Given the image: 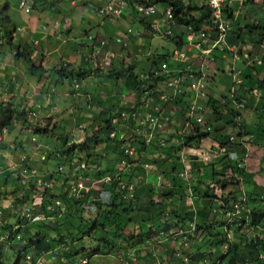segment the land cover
Returning <instances> with one entry per match:
<instances>
[{
    "label": "rangeland",
    "instance_id": "rangeland-1",
    "mask_svg": "<svg viewBox=\"0 0 264 264\" xmlns=\"http://www.w3.org/2000/svg\"><path fill=\"white\" fill-rule=\"evenodd\" d=\"M97 1L100 3L101 0ZM20 2L21 0H0V17L6 15L10 19V24L2 27L0 34V84L3 86L5 98L12 102V107L15 110L23 109L31 112L28 113L30 115L27 117L26 123L12 117L14 128L2 134L0 163L3 168H0V181L4 178L7 179V182L19 181L18 183L23 187L16 192L17 198H22L23 193L28 191L32 195L31 200L25 201L26 203L20 205L19 208L13 207V211H11L15 199L13 197L3 198L1 194L4 191L0 189L2 220L6 222V225L13 227L11 232L9 227L2 229L0 225L1 264H14L18 251H26V256L30 258L19 262V264H31V261H35L36 264H230V259L234 254L232 251L231 254L227 252L230 244L238 245L239 259L247 260L248 258L250 259L247 260L249 264H261L257 261V257L258 253L264 249V220L258 226L251 225V217L247 215L249 212L245 213L244 221H242L241 214L239 218L229 219L226 216L227 206L222 202V197L231 194L230 192L233 196L235 192L240 191L242 205H247L248 192L245 188L248 187L247 189L252 192L251 197L256 199L255 201L249 200V207L264 213V184L261 187H256L259 179H256L257 181L253 179L256 176L257 178L262 177V181L264 180V19L263 8L257 7L261 5V0H237L234 3L236 9L234 20L236 22L232 25L237 28L236 31L242 34L239 39L248 44L245 51L252 53L251 56L255 60L253 62H245L243 59L242 61H233L230 54H226L222 58L220 53H215L211 59L207 60V63L209 62L211 65L208 69L206 68L204 84L206 91L216 101V108L204 105L206 108L205 122L212 127L210 136L200 143L198 150H193L190 147H185L182 143L181 138L182 136L184 138L185 134H181L182 128L180 127L178 134L181 137L180 141L172 143V146L174 144L181 148L179 154L182 160L180 163L184 162L187 171L191 167L188 157H196L199 162L213 163L215 161L217 163L219 157L216 158V156L220 153H217V149L211 146L214 142L227 143L231 136L239 138L240 129L238 126L240 125L246 133L253 136L249 145L248 170L244 172L246 181L239 180L237 182L235 179H231V170H227L224 176H220L219 182H211L208 174L205 179L207 182L204 184L210 185L212 188L209 194L212 195L211 199L214 201V205L210 204L208 199H203L202 195H192L188 191L185 204L190 206V210L193 212H198L197 218L196 214L191 216L192 226L189 230L186 225H181L182 227L179 229H172L171 232L165 234L161 233L162 229H158V233L146 240L134 237L125 241L122 236L115 238L109 225H106V230L101 228L93 231L91 229L92 240L89 237H84L76 242H72L69 238L65 240L62 238L60 241V232L63 235L72 232V230H64L62 218L68 211L74 212L73 208L66 211L63 202L58 198L62 190V182L66 178L70 183H75L79 179L89 189L88 193L82 192L83 194H91L93 190L98 191L97 194H99L103 186L95 180V175H98L99 169L103 170L102 166L108 169L111 165L114 166L115 164L109 163V161L117 159L119 156L114 151L112 141L107 140L108 133L104 129L105 120L122 117L125 113V116H128L127 113L130 111L131 105L139 102V96L145 90L143 88L133 90L131 93L125 92L126 78L122 75L129 74L131 71H128V68L132 67V73L140 80L144 78V83L149 85V73L161 68V60L157 56L167 52L171 54L175 46L166 37L148 36L145 25L140 22L138 16H135L133 20H128L126 16H123L113 21L101 17L97 12V7L100 5L93 6L95 0H58L53 8L44 9L45 11L41 7V10L33 8L29 14L19 9ZM29 2L33 7L32 1ZM40 5L42 4L39 1L38 8ZM5 6H7L6 10H4ZM163 21L162 19L161 24ZM255 22H260L259 29L249 33L247 28L241 32L242 27L239 28L241 25L253 27ZM128 28H131L134 33L141 32L144 36L137 38L133 35L128 47L124 48L117 45L115 39L117 33L126 32ZM161 28H163L162 25ZM6 31L12 32V37L8 42ZM160 31H164V29H160ZM236 35L237 33L234 34V36ZM98 40H104L105 46L102 52L96 53L97 49H101ZM260 43L263 49L259 47ZM239 44L242 45V43ZM107 48L113 54L109 66L104 63L103 53ZM24 52L27 54L26 56L22 55ZM192 53L200 55L197 50L191 51V55ZM26 57L30 60H27ZM168 61L173 62L169 59ZM200 61L201 59L197 61V65L200 64ZM108 68L111 69L110 73ZM59 70H63V73L66 74L79 70L93 73L84 79L80 77L69 79L63 74L56 73ZM210 70L215 71L216 75H209L208 71ZM232 70L234 72H231ZM235 72H240V74L234 76L237 74ZM214 76H216L215 81H211L210 78ZM237 79H239V83L236 82ZM75 84H78V89H75ZM232 94H235L237 101L232 99ZM238 102L243 103L245 108L236 114ZM169 107L172 106L169 105ZM178 108L184 110L185 106L181 104ZM122 109L124 110L121 111ZM171 123H169L170 128L177 123V118L173 116ZM166 126L167 124L163 126L165 128L162 127L163 131L168 127ZM36 127L46 128L48 133L35 134ZM157 133L153 129L150 132L145 130L141 132L142 135L149 136V140L153 139ZM127 134L129 136V131ZM17 138L22 142L21 149ZM95 138L99 140L95 147L90 146L86 152H80L78 147L80 144L86 139ZM128 138L126 137V139ZM3 142H6L7 145L3 146ZM126 143H130V141ZM138 145L139 143L134 147L136 148ZM106 147H111L109 156H106L107 151H104ZM69 148H74L72 150L74 151L72 156L75 157L73 162L74 164L79 163L78 169L69 167L65 158L57 159L54 156L56 152L61 153ZM146 151L149 153L148 155L145 153L143 157H139V160L144 163L147 162L146 158H151L150 152L153 150L151 147H147ZM48 154L56 159L48 157ZM22 156L28 158L25 164L20 161ZM42 157L46 159H42ZM136 158L138 157L136 156ZM98 163L102 165L99 166ZM24 168L27 172H24ZM116 168L118 167L114 166V169ZM203 168L210 170L208 167ZM85 170H89V174L86 176L83 175ZM146 170L147 177L150 178H148L149 182L144 183L154 184L160 190L165 181L160 176V171L155 170L156 173L151 174L150 172L154 168L147 167ZM137 171L134 170L133 174H136ZM236 172L238 171L236 170ZM180 173L181 171L177 172L181 178L178 182L185 181L186 185L189 180L194 178L190 172L185 177H181ZM139 181V177L133 178L131 185L133 188L136 186L137 195L144 199L146 185ZM225 181L227 184L223 190L222 184ZM40 182L48 183L49 188L45 189L43 185H38ZM246 182L248 186H246ZM5 190L12 191L13 189L11 185H8L5 186ZM159 190H156L155 202L162 201V194ZM79 195H75V198H80ZM46 196L50 198L49 207L52 209V215L48 216L49 219L45 218L44 220L43 214L41 216L38 212L41 211L40 203L46 200ZM94 196L90 195L88 202H95ZM102 197L105 198V202L108 201L106 195L102 194ZM132 197L135 198V194H131L127 198ZM99 200L101 197L97 196L96 201ZM166 201L167 207L175 209L178 214H182L186 209L185 205H181L179 195L166 198ZM200 204L202 208V204L207 208H198L197 205L200 206ZM233 204L234 202L230 201L229 206H232V209ZM215 206H225V209L217 212ZM84 208L83 212L78 213V217L93 220L97 206L84 205ZM22 213H24V218H27L25 214H28L29 218L31 215H39L42 219L27 218L28 222H18ZM206 215L210 216L206 219ZM127 218L129 219V217L122 216L121 220L126 223L124 219ZM133 218L135 219V217ZM137 218L142 219L141 216ZM42 220L44 221L41 222ZM70 221L74 227L81 224L80 228L83 232H87L89 229V226L85 227L86 225H83L80 219L70 218L69 221L67 219V222L65 220L67 224H70ZM204 222L206 225L214 222L216 224L213 227L214 232H222V235L227 238V242L226 247L221 245L212 249L204 246L201 251L205 252L203 253L205 260H201L197 255V248L203 246L209 237H206L207 233L205 234L201 230L195 232V223L203 224ZM132 227V223L125 226L123 231L125 236L131 234ZM186 232L190 236L184 237L181 241L179 237ZM201 233L204 235L201 236ZM223 236L219 237L223 238ZM202 237H204L203 240ZM242 238L252 241L256 250L249 253L251 250L247 248L249 244L245 243ZM37 240L43 244L37 245ZM45 243L52 245L50 250L44 249L46 248L43 246ZM37 247L42 249L40 248L38 251ZM232 264L242 263L235 258Z\"/></svg>",
    "mask_w": 264,
    "mask_h": 264
},
{
    "label": "trees",
    "instance_id": "trees-1",
    "mask_svg": "<svg viewBox=\"0 0 264 264\" xmlns=\"http://www.w3.org/2000/svg\"><path fill=\"white\" fill-rule=\"evenodd\" d=\"M32 1L33 4V8H36L37 10L40 9H49V8H53L55 7V4L58 0H29ZM42 4L39 6L38 8V3ZM61 1V0H60ZM252 3V2H251ZM250 3V4H251ZM48 7V8H47ZM7 9V6L4 7V10ZM40 9V10H41ZM44 10V11H45ZM230 11H232V9H227L225 10V14L227 15L228 18H232V14ZM174 20L176 22V29H174L173 27H169L170 29V35L169 36H165L166 38H168L170 41H172L173 45L175 46L174 49H178L184 53H186V61L184 63H174V61L172 60V54H170L169 52L163 54V55H158V59L161 60V65L162 64H166L168 70L170 71V74L166 75L163 73V71L161 70V68L157 71H154L153 73H149L148 76V83H144L143 79L140 80L138 79L137 76H135L132 73V67L128 68V71H131L129 74L127 75H122L123 77L126 78V82H125V92L127 93H131L133 92V90H137V89H143L145 88L143 94H141V96H139V100H142V102L140 103H135V107L132 108V110H130L127 114L128 116H122V117H116L118 119V123H122L125 127H127V129L129 128V131L131 129V134H127V132H124V129L122 128V131L118 129V124L114 125L111 124V120L110 119H106L105 120V124H104V129L107 130L108 133V137L107 140L108 141H112L113 143V148L115 149L114 151H116L119 156L112 160L109 161V163H120L123 160H126V162H128V165L130 166L129 170L123 171L120 174V178L117 179V177H114V166L111 165L108 169L107 167L103 168V170L101 169L98 173V175H95L96 177V181L101 180L102 178L106 177L107 175L109 177L113 178V183L110 185H103V189L101 192L103 195H106V199L108 197V201L105 202L103 200H99L96 201L97 199V191L93 190L91 194H80V198L76 199L70 192L69 186H68V181L69 179L66 178L64 184H62L61 186V192L58 195V198L63 202V205L65 207V210L68 211L71 208H73L74 212H70L68 211L66 215L63 216L62 218V222H63V226H64V230L67 229L69 231L72 230V232L67 233L65 235H63L62 232H60V238L62 241V238L65 240L67 238H69L72 242H76V240H82L84 237H89V239L92 240L91 237V229L94 231L96 229H103L106 230V225H109L110 231H112L114 234H112L113 236H115V238L117 237H123V240H128V239H133L134 237H141L142 240L149 239L152 237L153 234L158 233V229H162L161 233L165 234V233H169L172 231V229H176V228H180L182 227L181 225H186V227L188 228L187 230H189V228L192 226V219L191 216L193 214H196V218L198 217V212H193L192 210H190V206H186L185 204V199L188 196V191H190V194H194V195H202L203 199H208L207 201L210 204L214 205V201L211 199L212 195H210V185H205L204 182H207L206 177L209 174V178H211V182H219V177L220 176H224L225 173L227 172V170H231V179H235L237 182H239L240 179L244 178V168H238L236 162L232 161L228 154H225L224 156H219V159L217 160V163H215V161L213 163L211 162H199V160L196 157L193 158H189L188 160L191 163V167H190V173L191 176H194V178H192L191 180H189V182L184 183L185 181H180L178 182V180H180L181 178L179 177V175H177V172L179 171H183L184 168L182 166V164L180 163L182 158L180 156V149L178 148V146H175L172 143L174 141H180V135L179 134V128L181 127L183 130V126L185 125V123L187 122V113L188 110H190L191 108V101H192V92L188 89V83H183L182 84V88H181V92L178 94H175L172 92L171 96H168L167 94V83L169 81L174 80L175 78H179L181 76H186V78H189L188 75H195L196 77H200L201 73H200V66L202 63L203 56L202 55H195L194 57L191 58V51L187 50V41H186V37L185 34L182 32V30H177L179 27L182 28V25L185 26V31L187 32V27H191L194 31H212L214 28V24L213 21L210 18L209 15V11L207 9V7L205 6H191V7H187L186 9H184V7L182 5L179 4H175L174 5ZM8 24H10V19L8 16L6 15H2V17H0V25L2 27L4 26H8ZM248 28L249 33H252L253 30L255 29H259L260 28V24H253V27H245L244 29L246 30ZM244 29H241V32H244ZM163 33V31H162ZM237 33L238 37L241 38V35L239 31H232V35L231 38L229 39V43H236V38L234 36V34ZM149 35L151 36V34L149 33ZM12 37V32L10 31H6V38H7V42L10 41V38ZM234 37V39H233ZM240 42L242 43V45L246 44V42L244 40H240ZM239 42V43H240ZM239 46V45H238ZM241 47V46H239ZM194 49V48H193ZM196 50V49H194ZM240 53V51H239ZM241 54V53H240ZM22 55L26 56L27 54L22 53ZM190 56V57H189ZM28 57V56H27ZM27 60H30L29 58H27ZM157 59V58H156ZM169 60H172L173 62H169ZM201 59L200 64L197 65V61ZM161 67V66H160ZM111 68V67H110ZM109 69V73L111 71V69ZM33 70V69H32ZM39 70V68H38ZM35 72V70H34ZM58 74H63L66 78L72 79V78H81L84 79L86 76H91L93 72L91 71H70L68 74H66L65 72L63 73V70H59V72H56ZM118 75H120V73H118ZM146 77V76H144ZM78 85V84H77ZM76 89V88H75ZM162 94H166L168 96V100L167 101H161L160 100V95ZM5 96V94H4ZM145 102H149L150 104H152L153 106L160 104L159 106L161 107V111L163 109H167V105L171 104V105H176V106H181L184 105L186 106V108L184 110L178 111V117L177 118V123L170 128V124H168L166 127V129L163 131V129H159L157 130V135H155L153 137V139H150L148 142V136L142 135L141 132H143L144 130L150 131V128H148L146 126V124H138L136 123V121L134 119H131V114L134 115V111L139 109V106ZM209 103L212 107H215V103L216 101L214 100L213 97H210ZM208 105V104H207ZM216 108V107H215ZM214 108V110H215ZM125 109V108H124ZM124 109H122L121 111H123ZM31 112V111H29ZM27 110H18L12 107V102L8 101V104L4 107L0 109V130L2 131V129H6V131H11L15 124L13 123V118L15 117V120H21L24 123L27 122V117H29L30 114ZM217 112V110H216ZM218 113V112H217ZM34 114V112H33ZM119 115V114H118ZM136 115H134L135 117ZM140 121H142V114H140L139 116ZM135 123L136 126L135 127ZM135 127V128H134ZM35 134H47L48 131L46 128H39L36 127L35 128ZM116 130L117 134L115 136V139H111L109 138V134L112 130ZM181 130V131H182ZM165 132V134H164ZM121 133H124L126 137L132 138L131 140L128 138L126 139V137L124 138L125 140L120 141L119 140V135ZM161 135V137H159ZM174 135V136H173ZM210 136V133H205L203 132V130H199V128L194 127L193 124L190 125L189 127V133L187 135H185L184 138H182V143H184L185 147H190V148H195L197 149L201 143V141L203 139H206ZM156 138V139H154ZM18 139V142H20L18 145L20 146L19 148H22V142ZM106 141V140H105ZM130 141L131 144H138V147L135 148V154L132 157L126 156L124 155V151L122 148V144H124L125 142ZM155 141V142H154ZM17 142V141H15ZM99 143L98 138L96 139H86L82 144H80L79 150L80 152H86L88 150V148L90 146L95 147L97 144ZM220 146H224L225 143L223 142H219ZM7 143L3 142V146H6ZM141 145V146H140ZM112 146V145H111ZM147 147H151L152 148V152H150L151 154V158L147 159L146 158V163L142 162L141 160H139V157H143V155L146 153V155H148L149 153L146 151ZM166 147V149H165ZM111 147H106V149L104 151H107L106 156H109ZM74 148H69L67 151H62L61 153H59L61 158H65L66 160L70 161V158L72 157V155L74 154V151H72ZM139 155V156H138ZM136 156L138 158H136ZM59 157V158H60ZM28 159V158H27ZM115 162V163H114ZM99 166H101V163H98ZM218 165V166H216ZM95 166V165H94ZM113 167V168H112ZM147 167H151L152 169L154 168L153 171H151V174L156 173V171H160V176L162 178H164V183H162L160 190L154 185V184H145L146 182H149L147 177ZM202 167H208L210 168V170H205L204 168L202 169ZM112 168V169H111ZM90 169V168H89ZM137 171L136 174H133V172ZM236 170L238 172H236ZM149 173V174H150ZM162 173V174H161ZM211 173V174H210ZM87 174H89V170L88 171H84L83 175L86 176ZM8 176V174H6ZM150 176V175H149ZM139 177L140 181L142 182V184H145L146 186L144 187L145 189V194H144V199L140 198L137 195V188L135 190V187L133 188V191H129L128 188L126 189H120V183H124L126 185L132 184V180L133 178ZM131 179V180H129ZM244 181H246L244 179ZM249 181V180H248ZM17 182H7V179H2L0 181V186H3L5 188V186L11 185L12 187V191L10 190H5L2 195V197H13L15 199V201L13 202V205L11 207V211H13V207L14 208H19L20 205H23L24 203H26L29 199L31 200V192H26L23 193L22 198H17L16 192L18 191V189H22L23 185ZM145 182V183H144ZM183 182V183H182ZM177 183V184H176ZM252 183V182H250ZM179 184V185H178ZM227 184V182L225 181L222 184V188L223 190H225V185ZM246 186H248L247 182L245 183ZM253 185V184H252ZM245 186V187H246ZM32 187L34 188V185H32ZM256 187H258L256 185ZM248 188V187H247ZM247 188L246 191L248 192V196H247V205L244 204L242 205V200H240L242 194L240 191L235 192L234 195L232 196V192H230L231 194H227L226 197H222V202L225 206H227L228 211L232 210V206H229L230 201H233L234 203L238 202L240 203V210H241V218L242 221H244V217H246L245 213H248V217H251V225L253 226H258L261 221L264 220V213H261L260 210H257L255 208H251L249 207V200H256L253 199L251 197V191H249ZM156 190L161 191L160 193L162 194V201L160 202H155L154 197L157 195ZM91 192V191H90ZM95 194V196H94ZM131 194H135V198L132 197L130 199L129 195ZM90 195L94 196V201L88 202V197ZM175 195H179V199L181 201V205H185L184 208H186L183 213H177L175 209H171L169 207H167V201L166 198L169 197H173ZM83 196V197H82ZM133 196V195H132ZM128 197V198H127ZM48 199V200H47ZM47 200V201H46ZM46 200L42 201L40 203V208L41 211L38 212L39 215L44 216V220L49 219V215H52L51 212V208L50 206V198H47L46 196ZM26 201V202H25ZM84 205H96L97 206V211L95 213V217H93V220H89V219H83L81 216L78 217V213H81L85 210ZM203 208L200 204L197 205L198 208L200 209H204L207 208L205 207L206 205L202 204ZM225 206H220L217 207L215 206V209L218 211H221L223 209H225ZM188 208V209H187ZM210 208V207H209ZM5 211V210H4ZM211 211V210H210ZM41 213V214H40ZM50 213V214H49ZM200 213V212H199ZM208 213V212H207ZM37 214V213H36ZM211 214V212H210ZM221 214V213H219ZM3 215V212H2ZM122 216H126L129 217V219H124L126 220V223L123 222L121 220ZM142 217L141 220H139L137 217ZM210 215H206V219L207 217H209ZM135 217V219L133 218ZM70 218H77V220H81L83 225H86L85 227L89 226V229L87 232H83L80 228V225L78 224L77 227H74L70 221V224H67V219L69 221ZM18 220V219H17ZM44 220H42L41 222H43ZM66 220V222H65ZM23 221H27V218L24 217H20L18 222H23ZM204 221V220H203ZM33 223H38V222H33ZM128 223H132L133 227H132V231L131 234H129L128 236L124 235V228L126 225H128ZM6 222H4V220L1 221V227L2 229L9 227L10 231L12 232V225H6ZM48 225V224H47ZM59 225V224H58ZM216 224L214 222L210 223V225H206L205 222L203 224H199V223H195V232L197 231H202L205 234L207 233L206 237H209V240H207L206 242L203 243V246L198 247V257L201 260H205L204 258V254L205 252H202V248L205 247H209V248H214L215 246H225L226 247V242H227V238H225L222 235V232H214L213 227ZM75 230V231H74ZM186 230V231H187ZM123 232V233H122ZM107 233V232H106ZM227 233V232H225ZM191 234V233H190ZM124 235V236H123ZM204 234L201 233V236H203ZM227 235V234H226ZM189 233L186 232L185 234H183V236L179 237V239H183L184 237L187 238L189 237ZM219 236H223V238H220ZM77 237V238H75ZM204 237H202L203 240ZM93 239H95V236H93ZM8 240V239H7ZM242 240L245 243H248L249 245H247V248L251 249L249 253H252L254 250H256L255 245H252V241H248L247 238H242ZM182 241V240H181ZM37 245H39V243L43 244V242H40V240H37ZM110 243V242H107ZM117 245V243H116ZM44 249L46 250H50L52 245L50 243H45L43 245ZM249 246V247H248ZM41 247H37L36 250H40ZM42 249V248H41ZM180 249V248H179ZM231 251L234 253L233 256L231 257V263H234V259L237 258L239 262H241L242 264H249L250 260L247 258V260L245 259H239L238 255V245L237 244H230V246L228 247L227 252L231 254ZM27 252L26 251H18L16 254V259H15V263L14 264H19V262H24L27 260ZM39 253L37 252V255ZM97 254V253H95ZM221 257V256H220ZM222 258V257H221ZM221 258H219L221 260ZM1 264V262H0ZM31 264H36L35 261H31Z\"/></svg>",
    "mask_w": 264,
    "mask_h": 264
},
{
    "label": "built area",
    "instance_id": "built-area-1",
    "mask_svg": "<svg viewBox=\"0 0 264 264\" xmlns=\"http://www.w3.org/2000/svg\"><path fill=\"white\" fill-rule=\"evenodd\" d=\"M94 1V0H93ZM237 0H101L100 3H98L97 0H95V4H99L100 6L97 7V12L100 16L107 18L109 20H114L121 18L122 16H126L128 19L133 20L135 16H138L139 19L144 22L146 30L151 34V36H169L170 35V29L169 27H176V22L174 20V5L179 4L186 9L187 7L191 6H206L210 10L211 20L213 21L214 28L212 31H194L191 27H187V32L185 31V26L182 25L183 33L185 34L186 41H187V50H191V48L196 49L200 52V54L204 57H209L213 51L219 49L220 51H223L224 49L232 50V47H229L227 36L228 31L230 29V26L228 23H226L223 19V13L224 9H226L227 6H232V4ZM29 0H21L19 9L24 11L25 13L29 14L32 11V7L29 4ZM131 10V12H130ZM161 16L162 19L167 24V29L163 31L161 34L159 25H158V16ZM181 28V27H180ZM2 33V26H0V34ZM118 38H116V42L121 44L124 47H127L128 41L130 38L134 35L135 37L139 38L141 37V32H133L131 28H128L126 32L119 33ZM2 43V41H1ZM103 45V42L100 43ZM97 53H99V50H97ZM111 55L109 52H107L104 55V63L106 66L109 65ZM186 59V53L176 49L172 53V60L175 63H182ZM161 70L164 74L168 75L170 74V71L168 70L166 64L161 65ZM189 78H186V76H181L179 78H175L172 81H169L167 83V88L171 90L174 95L180 93L182 84L187 82L188 80H194L191 84V88L195 92L194 102L190 110V118H194L195 122L197 124L202 123L201 116L196 114V111L201 110V107L197 105V100L199 97H205V93L202 91V85L201 80L194 78L193 75H188ZM161 101H167L168 96L166 94H163L160 97ZM8 104V100L4 96L3 92V86L0 84V109L4 108ZM145 110L147 111L145 114L144 119L142 120L141 124H146L148 128L153 129H162L163 126L166 125V123L169 121L168 116H161L160 112L161 109L158 106L151 107L148 104H145L143 106ZM238 108H243V104H238ZM134 117V115H133ZM116 120L113 121L115 123ZM209 130V128H207ZM6 132V129L0 130V142L2 141V134ZM115 133H111L110 137H114ZM232 140V138H230ZM134 150L130 147H126L124 149L125 155H133ZM57 156H59L57 154ZM27 157L22 156L20 157V161L22 164H25ZM42 159H46L45 157H42ZM125 163L123 162L120 165L119 172H117L114 177H117V179L120 178V171L123 169ZM238 166H241L239 164ZM3 168L2 164L0 163V168ZM25 169V168H24ZM24 172H27L25 169ZM181 177H184V174H180ZM112 177H105L102 180L98 181V183L103 185H110L113 182ZM65 182H62L64 184ZM68 186L70 189L71 194L76 197L75 195H79L80 193H88L89 189L83 185V182L79 179L77 182H68ZM38 185H43L45 189H48L49 185L46 182H40ZM128 188L129 191H133V186L131 184L126 185L125 183H120V189H126ZM0 189L4 191V187L0 186ZM80 196V195H79ZM101 197V200L104 201V197H102V194L99 195ZM241 214L240 210V203L236 202L233 204V209L228 211L226 216L231 218H239ZM27 215V216H26ZM24 217V213L21 215ZM27 218H29L28 214H25ZM29 219L38 220L42 219L41 216L35 215ZM2 211L0 210V225L2 221ZM231 221V220H229ZM180 233H182L180 231ZM163 234V233H162ZM264 248V247H263ZM30 258L27 257V260ZM257 261L261 264H264V249H262L258 253Z\"/></svg>",
    "mask_w": 264,
    "mask_h": 264
},
{
    "label": "clouds",
    "instance_id": "clouds-1",
    "mask_svg": "<svg viewBox=\"0 0 264 264\" xmlns=\"http://www.w3.org/2000/svg\"><path fill=\"white\" fill-rule=\"evenodd\" d=\"M236 2V1H235ZM234 2V3H235ZM234 3L232 4V6H227L226 7V9H224L223 11H225V10H227V9H232V11H230L231 13H233L232 14V18H228L227 17V15L225 14V12L223 13V19H224V21L226 22V23H228L229 24V26H230V29H229V31H228V36H227V41H228V44H229V47H232V50H227V49H224L223 51H220L219 49H217V50H215V51H213L212 52V54L209 56V57H204L205 58V60H203V61H207L208 59H211L213 56H214V54L215 53H220L221 55H222V57H224V56H226V54H230L231 56H232V59H233V61H242V59H243V57H242V55L241 54H238L239 52L237 51L238 49L236 48V46L234 45V44H232V43H229V39L231 38V33H232V31H236L237 30V28H235V26L234 25H232V23H235L236 21L234 20V18H235V12L234 11H236V9H235V6H234ZM93 6H97V4H93ZM206 7V6H205ZM257 7H262L263 8V19H264V0H261V5H259V6H257ZM207 9H208V11H209V15H210V10H209V8L207 7ZM33 10V9H32ZM130 12H131V10H130ZM132 13V12H131ZM125 16V15H124ZM102 17V16H101ZM123 17V16H122ZM104 18V17H103ZM210 18H211V15H210ZM105 19H107V18H105ZM119 19V18H118ZM109 20V19H108ZM114 20H116V19H114ZM110 21H113V20H110ZM140 22L144 25V22H142L141 20H140ZM255 24H257V25H259L260 24V22H255ZM177 27V26H176ZM241 27H242V29H244L245 27H247V25L245 26V27H243V25H241L240 26V29H241ZM179 29L180 30H182L183 31V28H180L179 27ZM162 32V31H161ZM124 33V32H123ZM119 33H117V35H116V38H118V35ZM162 34V33H161ZM238 35V34H237ZM236 35V36H237ZM144 35L142 34L141 35V37H143ZM233 36V35H232ZM141 37H139V38H141ZM153 37V36H152ZM156 37H165V36H161V35H159V36H156ZM130 41V40H129ZM129 41H128V43H129ZM101 42H103V45H101L100 43ZM98 43L100 44V47H101V49H97V50H99V52H102L104 49V46H105V42H104V40H98ZM115 43L117 44V45H120L121 47H124V46H122L121 44H119V43H117L116 42V39H115ZM127 47H128V45H127ZM127 47H124V48H127ZM193 48H191V50H192ZM237 49V50H236ZM97 50H96V53H97ZM174 50H176V49H174ZM173 50V51H174ZM190 50V51H191ZM173 51H172V53H173ZM107 52H109V54L111 55V57H110V61H111V58H112V52L110 51V49H106L105 51H104V55L107 53ZM171 53V54H172ZM199 54H200V52H199ZM201 55V54H200ZM245 58H247L246 56H245ZM244 60V59H243ZM186 61V59L184 60V62ZM202 61V63H201V66H200V73H201V76L200 77H196L195 75H193L194 76V78H195V80L196 79H200L201 80V85H202V91L205 93V97H199L198 98V100H197V105L198 106H200L201 107V110H198V111H196V114L197 115H199V116H201V118H202V123L201 124H197L196 122H195V119L194 118H190V110H191V108H190V110H188V113H187V122L185 123V125L183 126V130L181 131V134L182 133H184L185 135H187L188 133H189V127H190V125L191 124H193L194 125V127H196V128H199V130H203V132H205V133H210L211 132V130H212V127L207 123V122H205V116H204V113L206 114V108H205V106L204 105H210V103H209V100H210V97H212L211 95H210V93L209 92H207L206 91V88H205V84H204V77H205V69H206V67L208 66V64L207 63H205V62H203ZM184 62H182V63H184ZM175 63V62H174ZM180 64V63H179ZM186 64H187V61H186ZM109 66V65H108ZM231 72H234V70H232ZM235 73H237V74H235L234 76H237L238 74H240V72H235ZM193 81L194 80H188L187 82H185V83H188V89L192 92V101H191V107H192V105H193V102H194V97H195V92H194V90L191 88V84L193 83ZM237 83H239L240 81H239V79H237V81H236ZM236 82H235V85H236ZM75 88L76 89H78L79 87H78V85L77 84H75ZM182 88V87H181ZM183 92V91H182ZM181 92V93H182ZM167 95L168 96H171L172 95V91L171 90H167ZM232 93H233V91H232ZM163 95V94H162ZM162 95H160V97L162 96ZM231 97H232V99L233 100H238L236 97H235V94L233 95H231ZM140 102H142V100H139V102L138 103H140ZM145 104H148L149 106H151V107H154L152 104H150L149 102H145V103H143V104H141L140 106H139V109L136 111H134L135 113H134V115H136L135 117H133V114H131V119H134L135 121H136V123H138V124H141V122L142 121H140V114H142V120L144 119V117H145V114H146V112L148 111H150V110H145L144 108H143V106L145 105ZM238 104H243V103H241V102H238L237 103V105H236V114H238V111L239 110H241V109H244L245 108V106H244V104H243V108H238ZM160 104H158V105H155V106H158L160 109H161V107L159 106ZM170 106H173V105H171V104H169ZM169 105H167V108H169ZM174 106H176V105H174ZM133 107H135V104H133V105H131V108H130V110H132V108ZM185 108H186V106H185ZM178 110V108H176L175 110H173V111H177ZM180 110H182V109H180L179 108V111ZM166 112H168V114H165ZM161 114V116H168L169 117V121L166 123L167 125L170 123V124H172L171 123V121H172V117H173V113L172 112H170L169 110H167V109H163L161 112H160ZM124 116V115H123ZM114 120H116V122L115 123H113V121ZM136 123H135V127H137L136 126ZM111 124H114V125H116V124H118V129L119 130H121L122 131V128L124 129V132H125V129H127V127H125L122 123H118V119L117 118H113L112 120H111ZM175 125V124H174ZM239 127V129H240V135H239V138H236V137H234V136H231V137H229L228 138V142L227 143H225V145L222 147V146H220V144L219 143H213V146H211V147H215L217 150H216V152L217 153H220V154H218V156H216V158L217 157H219V156H224L225 154H228V156H229V158L232 160V161H234V162H236V163H238L237 164V166L239 165V164H241V166H238V168H244L245 170H244V172L247 170V165H248V163H247V160H248V158H249V152H250V150H249V145L251 144V140L253 139V136L251 135V134H249V133H246V131L239 125L238 126ZM163 128H165V127H163ZM162 128V129H163ZM207 128H209V130H207ZM156 132H157V129H154ZM150 131H152L151 129H150ZM149 131V132H150ZM115 133V135H114V137H110V134L111 133ZM110 134H109V138H111V139H115V136H116V134H117V131L116 130H112L111 132H110ZM154 134V133H153ZM126 136H125V134L124 133H121L120 135H119V140L120 141H122V140H125L124 138H125ZM152 137H153V135H152ZM151 137V138H152ZM148 138V140H149V136L147 137ZM182 138H183V136H182ZM182 138H181V140H182ZM230 138H232V140H230ZM206 139H208V138H206ZM206 139H203L202 141H204V140H206ZM201 141V142H202ZM244 147L245 149H244V151H242L241 152V154H238V152L237 151H235V148L236 147ZM20 147V146H19ZM126 147H130V148H132L133 150H134V152H133V155L135 154V147H134V145L133 144H131V143H124V144H122V148H123V151H124V149L126 148ZM234 148V150H232V149H230V148ZM191 149H193V150H195V148H191ZM199 149V147L196 149V150H198ZM57 154L59 155V153L58 152H56V154H54V156L57 158V159H60L59 157H60V155L59 156H57ZM124 155H125V153H124ZM133 155H131V156H129V155H126V156H129V157H132ZM54 156H52V155H49L48 154V157H51V158H54V159H56ZM48 157H47V159H48ZM75 157L74 156H72L71 158H70V161H68V160H66V162H68V164H69V167H75L76 169H78V166H80L79 165V163H76V164H74V162H73V159H74ZM198 159V158H197ZM264 159V158H263ZM27 160V159H26ZM78 161V160H77ZM189 161V160H188ZM125 163V165H124V167H123V169H121V171H120V174L123 172V171H126V170H129V168H130V166L128 165V162H126V160H123V161H121L120 163H115V166H117L118 168H116V169H114V175L117 173V172H119V168H120V165L122 164V163ZM190 163V162H189ZM182 166H183V168H184V170L183 171H181V173L180 174H184L185 176H187V174H188V172L190 171V170H185V165H184V162H183V164H182ZM77 171V170H76ZM98 171H100V169L98 170ZM108 176V175H107ZM106 176V177H107ZM184 176V177H185ZM105 178V177H104ZM103 179V178H102ZM101 179V180H102ZM78 180V179H77ZM77 180H76V182H77ZM241 181H243V179H240ZM98 181H100V180H98ZM245 182V181H244Z\"/></svg>",
    "mask_w": 264,
    "mask_h": 264
},
{
    "label": "crops",
    "instance_id": "crops-1",
    "mask_svg": "<svg viewBox=\"0 0 264 264\" xmlns=\"http://www.w3.org/2000/svg\"><path fill=\"white\" fill-rule=\"evenodd\" d=\"M158 18H159V20H158V25H159V28L161 29V30H165V29H167V24H166V22L165 21H163V24H161L162 22V17L159 15L158 16ZM129 20V19H128ZM161 25L163 26V28H161ZM240 28V27H239ZM174 29H176V27H174ZM177 30H180L179 28L177 29ZM147 34H148V36H150L149 35V32L147 31ZM152 37V36H151ZM235 38H236V43H234V45L236 46V48L238 49H236L238 52L240 51V53H241V55H242V57H243V59H244V61L245 62H253V60H255L252 56H251V54L252 53H249V52H246L245 51V48L247 47V45L248 44H244V45H240L239 44V42H240V39H239V37H238V35L237 36H235ZM230 39H232V38H230ZM233 39H234V37H233ZM241 43V42H240ZM241 46V47H239V46ZM254 47V46H253ZM259 47L260 48H262V46H261V43H260V45H259ZM187 48H188V46H187ZM108 49V48H107ZM253 49V48H252ZM263 49V48H262ZM194 50V49H193ZM193 50H191V51H193ZM240 53H238V54H240ZM197 53H192V55H190L191 56V58L192 57H194L195 55H196ZM245 56L247 57V58H245ZM225 57V56H224ZM224 57H222V58H224ZM203 59L205 60V58L203 57ZM203 61V60H202ZM203 62H205V63H207V61H203ZM208 64V66L206 67L207 69L210 67V63L208 62L207 63ZM207 69H205V71L207 70ZM212 69V68H211ZM205 74H207L206 72H205ZM208 74L210 75H216V73H215V71L214 72H212L211 70L210 71H208ZM206 76V75H205ZM215 79H216V76H214V77H211L210 78V80L211 81H215ZM173 108V109H172ZM176 108H178V106H172V107H169V108H167V110H169L170 112H172L173 113V116L174 117H178V114H179V108H178V110L177 111H173V110H175ZM181 111V110H180ZM165 114H168V112H166ZM135 128V127H134ZM125 131L128 133V131H129V128L128 129H125ZM131 132V129H130V131H129V134H131L130 133ZM230 149H232V150H234V148L232 147V148H230ZM244 147H236L235 148V151H237L238 152V154H241V152L242 151H244ZM189 165L191 166V163H189ZM248 170V169H247ZM245 176H246V174L244 175V178H243V180L245 179ZM255 181H257L256 179H259L258 180V183H257V185H258V187H261V186H263V184H264V180L262 181V177H260V178H257L256 176H254V178H253ZM102 190H104L103 189V187H101V189H100V191H99V194H97L98 196L100 195V194H102ZM98 192V191H97Z\"/></svg>",
    "mask_w": 264,
    "mask_h": 264
}]
</instances>
